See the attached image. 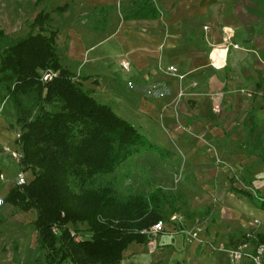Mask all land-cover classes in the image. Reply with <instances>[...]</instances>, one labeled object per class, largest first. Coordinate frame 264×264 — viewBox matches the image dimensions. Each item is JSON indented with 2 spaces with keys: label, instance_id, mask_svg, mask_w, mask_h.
<instances>
[{
  "label": "crops",
  "instance_id": "0c3cea01",
  "mask_svg": "<svg viewBox=\"0 0 264 264\" xmlns=\"http://www.w3.org/2000/svg\"><path fill=\"white\" fill-rule=\"evenodd\" d=\"M4 6L0 1V30L7 34ZM12 6L15 31L28 23L30 33L37 14H46L44 33L53 34L62 67L164 155L182 156L202 180L211 178L215 154L228 167H257L247 176L264 188V0H13ZM8 165L0 172L4 199L16 179ZM229 188L222 192L229 204L254 202L264 216L257 200L243 193L250 192ZM8 206L0 211V244H16L11 261L16 253L19 264H44L35 211ZM177 225L165 221L152 242L130 244L123 258L130 264H230L224 253L209 250L214 236L202 232L193 240ZM239 244L230 248L252 252L256 246ZM4 260L0 253V263L8 264Z\"/></svg>",
  "mask_w": 264,
  "mask_h": 264
},
{
  "label": "trees",
  "instance_id": "16d2710c",
  "mask_svg": "<svg viewBox=\"0 0 264 264\" xmlns=\"http://www.w3.org/2000/svg\"><path fill=\"white\" fill-rule=\"evenodd\" d=\"M47 21L40 12L30 33L16 39L0 30V103L15 110L18 166L32 175L15 184L4 203L35 211L44 264H120L130 244H146L145 231L165 220L160 193L120 200L109 184L94 187L95 180L113 175L137 153L163 155L164 150L96 101L62 67L53 34L44 33ZM45 71L55 76L43 81ZM243 193L264 211V196ZM79 224L87 226L90 239L77 231ZM259 243L264 245V237Z\"/></svg>",
  "mask_w": 264,
  "mask_h": 264
},
{
  "label": "rangeland",
  "instance_id": "374dc122",
  "mask_svg": "<svg viewBox=\"0 0 264 264\" xmlns=\"http://www.w3.org/2000/svg\"><path fill=\"white\" fill-rule=\"evenodd\" d=\"M0 1L5 4L3 12L9 14L10 17L11 31L7 30L6 35L9 36V39L25 36L29 31L28 23L25 26L22 24L21 30H14L13 0ZM16 27H18V21ZM0 117L4 121L0 125V132L2 131L0 134V172L1 169H9V162H11L9 171L13 172V170L16 171L15 162L17 161L12 159L6 148L10 151L19 149L15 142L20 126L16 123V113L11 103H0ZM3 131H7L10 137L3 135ZM214 156V165L210 166L212 168L211 178L208 180L207 177H204L202 180L198 178L194 169L186 166L187 161L182 156L174 157L172 153L158 155L152 152H140L125 161L113 175L96 179L94 187L109 184L115 196L120 200H125L132 193L146 196L150 191L157 190L160 193V210L164 215V221L168 222L173 215H176L180 219V223H177L178 230L188 231L185 226V223L188 222L194 226L198 225L201 233L205 232L207 235L214 236V244L219 247L230 248L237 246L238 243L240 246L247 244L255 246L259 244V238L264 237V216L257 211V205L254 202L244 200L246 201L244 203L239 201L234 203L231 201L232 203L229 204L222 192L227 187L229 188L230 184H233L234 187L245 189L253 195L256 190L264 194V188H260L259 182H255L253 178L247 176V173L252 174L257 167L243 165L228 167L220 155L215 154ZM207 168L201 167L199 170ZM19 171L18 167L14 178ZM228 173L232 175V178ZM25 175L27 181L32 179L30 171L25 172ZM1 178L0 211H5V208L9 206L3 202L6 188L2 184ZM210 189L213 190V196L209 192ZM226 192L229 194L231 191L227 189ZM9 218L11 219L7 221H12L14 215H9L7 219ZM7 228H9L8 225ZM87 229L85 224L77 226V231L83 235L84 239H89L90 236ZM12 244V246L0 244V253L8 257L6 260L8 262L4 260L6 263L19 264L16 261V253L13 256L14 259L10 260L11 252L17 250L16 244L14 242ZM208 248L211 252H219L212 251L209 246ZM41 257L43 259L42 252H40L39 261ZM120 264H130L129 257L124 256Z\"/></svg>",
  "mask_w": 264,
  "mask_h": 264
},
{
  "label": "built area",
  "instance_id": "2783aa9c",
  "mask_svg": "<svg viewBox=\"0 0 264 264\" xmlns=\"http://www.w3.org/2000/svg\"><path fill=\"white\" fill-rule=\"evenodd\" d=\"M120 65L124 70H129V63L127 61L121 62ZM168 71L175 72L176 70L174 69V67L170 66L168 68ZM54 76H55V73L51 71H45L44 73H42V80L50 81ZM18 137L19 135H17V138ZM6 151L8 152V154H10L12 159L18 162L20 158V152L18 149L14 151H10L9 149L6 148ZM26 182H27V179H26L25 173L19 171L15 179V184L23 185ZM168 222L169 223H180V219L176 215H173ZM164 225H165V221L161 220V221H158L153 226H151L149 230L145 231L146 235L148 236L149 242H152V237L154 235L162 231V229L164 228ZM181 232L186 234L191 239H198V240L200 239L201 229L199 227H195L191 231H185L184 229H182ZM208 246L210 247L212 251L216 250V251L224 253L227 256V259L230 264H241L244 260L247 261L249 264H264V245L260 243L254 247V250L252 252L244 251L243 249L244 247L222 248V247H219L218 245H215L213 242H209Z\"/></svg>",
  "mask_w": 264,
  "mask_h": 264
}]
</instances>
